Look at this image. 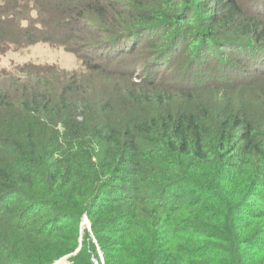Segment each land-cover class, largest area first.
<instances>
[{
	"label": "trees",
	"instance_id": "1",
	"mask_svg": "<svg viewBox=\"0 0 264 264\" xmlns=\"http://www.w3.org/2000/svg\"><path fill=\"white\" fill-rule=\"evenodd\" d=\"M252 1L0 0L1 46L50 44L83 68L53 81L54 66L0 70V264H91L97 250L105 264H264V14ZM81 24L120 53L141 48L140 62H95ZM185 57L181 71L209 63L221 80L157 78Z\"/></svg>",
	"mask_w": 264,
	"mask_h": 264
},
{
	"label": "rangeland",
	"instance_id": "2",
	"mask_svg": "<svg viewBox=\"0 0 264 264\" xmlns=\"http://www.w3.org/2000/svg\"><path fill=\"white\" fill-rule=\"evenodd\" d=\"M256 1L260 2L261 6L257 8L255 12L264 14V0H256ZM71 2H74V0H71ZM249 3L253 5L252 0ZM52 4H56V2H52ZM79 26L84 32H87V33L81 34L82 36L87 35L85 37L87 39L86 41L93 40L94 42L99 44V47L93 49L92 51L95 62L97 63L105 62V65L107 66V68H110L112 70L117 69V68L118 69L122 68L127 62H129L131 66L140 62L141 60L140 55L142 52L141 48L134 53H127V52L120 53V49L124 51L123 45H117V43H111V42L110 43L100 42L102 41V39H100L102 36V31L96 32L95 36L93 35L91 36L90 32H92V29H90L88 33V29H85L82 24ZM146 38L148 37H144L141 39H143L144 41L146 40ZM128 39L129 38H127L126 40ZM131 39L137 40L139 38L138 37L135 38L134 36ZM127 42L129 43L132 41H127ZM177 61L179 63H177ZM187 61H188V57L183 58L181 61L178 58L175 61V66H174L175 71L174 69H171L168 71L167 69L161 68V71L157 73V75L159 76L157 78L160 79L161 77H163L164 80H167L166 82L174 83V82H178L179 80H182L183 74L185 75L188 74L187 75L188 81H185L186 83H188V85L193 84L195 82H200L201 78L202 80H205V79L206 80L208 79L221 80L220 73H217L216 78H213V76L209 74L211 73V67H212V64H209V63H206V64H204L203 62L198 63V69L201 71L205 70L203 71V76L200 75V73H198L197 69H195L191 73H189V71L188 72L181 71L184 66V63L186 64ZM27 64L38 65L39 67L40 66L48 67L47 69L50 68L49 66H54L56 70H51L53 72V75L50 77H44V79L50 80V81H53L52 78L58 75V73L56 72L58 70L64 71L67 75V78H69L74 73H77L79 75L80 73L83 72V68L81 67L80 62L78 58L76 57V55L69 52V50H64L63 48H60V47L52 46L46 43H39V44L33 45L31 47H28L22 50H15V49H8L0 45V70L5 69L6 71H10L11 74H13V76H15L16 78H25L27 74H29L32 71V70H25V68H23ZM158 64H160L159 61H155L152 59L150 61H145L141 65V67L152 65V67H154L155 69V67ZM141 67L139 68V70H141ZM35 73L39 74L37 73V71H35ZM36 74L32 76L33 77L32 79H34L35 81L39 79V77L35 78ZM125 74H126V79L129 78L128 71ZM137 74H139V72ZM137 74H134V76H136ZM198 74L200 75L199 78H198ZM138 77L146 78L144 74H141ZM135 78L137 77H134V79ZM147 78L153 79L154 77L149 75V77ZM134 81H139V80H134ZM65 260L66 259H62L61 261L56 262V263L64 264L66 263Z\"/></svg>",
	"mask_w": 264,
	"mask_h": 264
},
{
	"label": "built area",
	"instance_id": "3",
	"mask_svg": "<svg viewBox=\"0 0 264 264\" xmlns=\"http://www.w3.org/2000/svg\"><path fill=\"white\" fill-rule=\"evenodd\" d=\"M82 224L88 226V221L86 218H83ZM91 264H105L103 256L99 250H97V256L91 258Z\"/></svg>",
	"mask_w": 264,
	"mask_h": 264
},
{
	"label": "water",
	"instance_id": "4",
	"mask_svg": "<svg viewBox=\"0 0 264 264\" xmlns=\"http://www.w3.org/2000/svg\"><path fill=\"white\" fill-rule=\"evenodd\" d=\"M88 228H90L89 224H88ZM56 264H58V263H56Z\"/></svg>",
	"mask_w": 264,
	"mask_h": 264
}]
</instances>
